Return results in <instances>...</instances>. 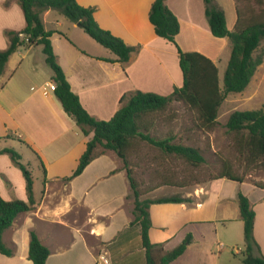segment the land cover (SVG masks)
I'll return each instance as SVG.
<instances>
[{
    "label": "crops",
    "instance_id": "0c3cea01",
    "mask_svg": "<svg viewBox=\"0 0 264 264\" xmlns=\"http://www.w3.org/2000/svg\"><path fill=\"white\" fill-rule=\"evenodd\" d=\"M76 1L93 9L101 29L128 46L138 47L126 64L119 63L111 51L58 11L41 13L45 30L52 32L50 41L57 63L87 113L107 121L120 108L124 95L135 91L169 95L182 86L175 45L156 36L149 22L154 0ZM215 1L224 10L232 31L237 18L234 1ZM166 5L179 22L176 44L184 52L195 51L209 58L217 67L222 87L218 65L230 42L211 34L203 0H167ZM24 27L17 1L0 0V51L9 44L5 32H19ZM44 65L41 46L20 47L0 75V150L13 148L21 161H27L22 163L31 172L35 198V208L18 215L3 232V242L13 253L0 254V264H33L28 258L32 231L50 251L45 264H102V252L110 264H144L140 229L130 226L133 206L127 198L126 169L116 153L97 155L81 174L66 180L76 170L93 133H82L54 92L42 95L40 88L53 83L52 71L49 79L38 80ZM33 84H37L36 92L29 93L35 91ZM242 183L219 178L192 190L179 187V196L189 201L150 205V243L169 252L190 234L191 243L170 264H243V222L237 202L240 191L255 213L253 235L264 256V189L253 184L252 199L243 192ZM170 195L178 194L163 196ZM0 196L5 201H27L23 175L7 154L0 155ZM136 235L134 246L132 238Z\"/></svg>",
    "mask_w": 264,
    "mask_h": 264
},
{
    "label": "trees",
    "instance_id": "16d2710c",
    "mask_svg": "<svg viewBox=\"0 0 264 264\" xmlns=\"http://www.w3.org/2000/svg\"><path fill=\"white\" fill-rule=\"evenodd\" d=\"M16 1L23 12L25 27L19 32H5L9 44L5 50L0 51V75L9 57L18 48L41 46L45 63L52 71V82L56 85L55 97L61 103L64 112L75 121L85 136L93 133L92 138L86 143V149L79 159L76 170L66 180L81 174L97 155L108 151L116 153L126 169L130 189L127 198L132 199L133 206V220L130 226L135 225L140 229L141 248L145 252L144 264H170L185 252L192 237L190 234L187 235L176 248L169 252H164L159 244H151L148 236L151 226L148 209L152 204L183 203L189 200L179 195L142 200L138 184L126 167V153L131 141L140 139L166 154H173L184 159L194 167H199L204 162L197 148L175 144L171 137L156 139L148 135L145 118L165 112L173 102H181L189 109L196 111L200 127L211 129L215 126L218 110L225 97L228 94L243 92L257 68L262 64V56H255V52L264 40V11L262 19L256 21L253 19L244 23L239 4L245 0H233L237 18L234 29L231 31L227 27L222 7L215 0H203L205 18L211 34L216 38H227L231 45L229 60L223 73L222 87H220L217 67L209 58L195 51L184 52L176 44L179 22L167 7V0H154L148 14L149 22L156 36L175 45L183 84L179 88H174L169 95L142 91L124 95L120 99L121 106L113 117L103 121L87 113L80 104L78 96L71 91L53 52L50 41L52 32L45 30L41 13L47 10L58 11L70 22L78 24L91 39L111 51L119 63L126 64L132 53L138 51V47L128 46L109 31L101 29L93 18V9L80 6L76 0ZM7 4L8 2L5 3ZM226 128L235 136V145L239 155L248 163L264 168V111H234L228 117ZM1 154H7L12 163L21 171L27 194V201H5L0 196V254L11 256L13 252L4 244L3 232L13 225L18 215L35 208V198L33 178L29 169L22 163L21 155L13 148L1 149ZM219 178L239 183L243 181L242 177L235 176L228 170L214 179ZM254 185L264 189V184L255 183ZM237 202L243 222L244 236L241 261L243 264H264V256L261 255L253 235L255 213L248 198L240 191L237 194ZM49 255V249L32 231L29 240V260L33 264H45Z\"/></svg>",
    "mask_w": 264,
    "mask_h": 264
},
{
    "label": "rangeland",
    "instance_id": "374dc122",
    "mask_svg": "<svg viewBox=\"0 0 264 264\" xmlns=\"http://www.w3.org/2000/svg\"><path fill=\"white\" fill-rule=\"evenodd\" d=\"M239 8L244 23L253 19L260 20L264 11V0H245L239 4ZM230 51L231 45L229 50H225L218 65L221 70V84L223 68L227 65ZM260 55L262 64L255 71L248 86L243 92L228 94L225 97L218 110L216 124L211 129L200 127L196 111L181 102H173L165 112L145 118L148 135L156 139L171 137L175 144L197 148L204 162L199 167H194L184 159L166 154L145 141L132 140L126 153V167L138 184L142 200L162 197L164 194L179 195V187H184V190L199 188L217 178L225 170L242 177L243 192L254 199L253 184H264V168L248 163L239 155L235 136L227 130L226 122L234 111H264V40L255 52V56ZM42 70L44 72L40 69L38 80L49 79L50 68L44 65ZM33 86L35 91L30 90L29 93L36 92L37 84ZM121 164L123 167L122 160ZM31 169L34 171L33 164ZM34 173L36 175V172ZM131 230L133 235L135 228ZM137 240V235L136 238H132L134 246H137ZM91 244L98 245L95 241H91Z\"/></svg>",
    "mask_w": 264,
    "mask_h": 264
},
{
    "label": "built area",
    "instance_id": "2783aa9c",
    "mask_svg": "<svg viewBox=\"0 0 264 264\" xmlns=\"http://www.w3.org/2000/svg\"><path fill=\"white\" fill-rule=\"evenodd\" d=\"M55 88H56V85L54 83H46L44 86L41 87L40 90H41V93H42L43 96H48L49 93L55 91ZM106 255L107 254L105 252H103L100 255V262L102 264H110Z\"/></svg>",
    "mask_w": 264,
    "mask_h": 264
}]
</instances>
